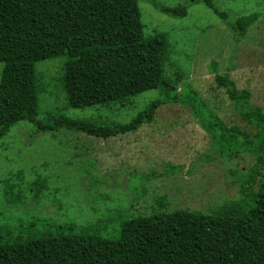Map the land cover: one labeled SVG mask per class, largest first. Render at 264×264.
Masks as SVG:
<instances>
[{"label": "trees", "instance_id": "obj_1", "mask_svg": "<svg viewBox=\"0 0 264 264\" xmlns=\"http://www.w3.org/2000/svg\"><path fill=\"white\" fill-rule=\"evenodd\" d=\"M151 1L168 15L183 16L187 10L184 4ZM193 1H203L227 18L211 0ZM258 16L233 17L227 26L243 36ZM140 17L138 0H0V139L22 120L32 122L38 132L65 128L105 139L151 122L164 103H180L219 142L220 153L244 150L254 156L240 198L210 212L176 208L129 215L112 237L75 222L52 223L26 238L0 231V264H264V112L250 105V89L237 88L227 73L213 68L216 85L255 130L252 139H240L245 131L225 125L195 90H178L182 72L165 74L166 34L146 36ZM60 55L65 57L62 84L70 107L124 103L150 89L159 94L128 122L102 124L54 111L38 118L34 64ZM26 224L34 227L36 222Z\"/></svg>", "mask_w": 264, "mask_h": 264}, {"label": "rangeland", "instance_id": "obj_2", "mask_svg": "<svg viewBox=\"0 0 264 264\" xmlns=\"http://www.w3.org/2000/svg\"><path fill=\"white\" fill-rule=\"evenodd\" d=\"M156 1L187 7L183 16H173L151 0H138L144 34L163 32L168 38L165 74L180 70L178 90H195L225 125L245 131L238 132L240 139H252L255 130L216 85L213 68L227 73L237 88L250 89V105L264 112V0H211L226 19L203 1ZM250 13L259 16L243 36L235 35L228 20ZM64 61L60 55L34 64L38 118L54 111L102 124L128 122L159 94L150 89L124 103L70 107L62 84ZM2 67L0 62V75ZM36 130L22 120L0 139V231L25 238L66 222L94 225L101 235L112 237L129 215L176 208L210 212L240 198L255 163L244 150L231 156L220 153L219 142L180 103H164L151 122L105 139L65 128ZM28 222L36 224L30 227Z\"/></svg>", "mask_w": 264, "mask_h": 264}]
</instances>
